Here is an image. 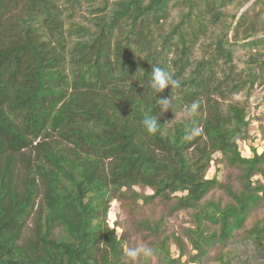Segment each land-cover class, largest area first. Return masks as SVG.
<instances>
[{
  "label": "trees",
  "instance_id": "obj_1",
  "mask_svg": "<svg viewBox=\"0 0 264 264\" xmlns=\"http://www.w3.org/2000/svg\"><path fill=\"white\" fill-rule=\"evenodd\" d=\"M251 1L0 0V264H264Z\"/></svg>",
  "mask_w": 264,
  "mask_h": 264
},
{
  "label": "clouds",
  "instance_id": "obj_2",
  "mask_svg": "<svg viewBox=\"0 0 264 264\" xmlns=\"http://www.w3.org/2000/svg\"><path fill=\"white\" fill-rule=\"evenodd\" d=\"M149 78H150L149 83L152 90L159 94L162 93L166 88H170L172 90L173 88H179L181 86L179 80L174 79L170 73H168L165 69L159 66L153 65L152 72ZM157 102L160 105L159 109L161 113L170 111L171 97L157 98ZM197 108H198V103L196 101H193L188 107V112L195 113ZM141 124L144 130L146 131V133L149 135H155L160 128V124L158 123V119L155 115L145 116L141 121ZM151 255H153V250L146 245H137L136 247H129L126 250V256L133 262V264H135V262L141 256H151Z\"/></svg>",
  "mask_w": 264,
  "mask_h": 264
},
{
  "label": "rangeland",
  "instance_id": "obj_3",
  "mask_svg": "<svg viewBox=\"0 0 264 264\" xmlns=\"http://www.w3.org/2000/svg\"><path fill=\"white\" fill-rule=\"evenodd\" d=\"M254 1V0H253ZM251 1L249 4H247L245 7H248L253 2ZM240 13V12H239ZM243 65H238V68H241ZM245 94L241 93L240 95L236 96L233 100L235 102H239L241 104H250V106L254 109V115L255 116H262L261 125L264 126V82L263 83H257L253 86L250 96L248 99V102L245 101ZM258 123H254L250 127V133L254 134L257 130ZM256 140V144L258 147H260V150L264 147V136L258 135ZM241 153L243 156H248L249 153L246 149L243 147L241 148ZM214 173V168L212 167L210 171L208 172V177H211ZM119 208L118 204L114 203L111 207V210L109 212L108 218L113 220L114 217H116L119 214ZM174 251V250H173Z\"/></svg>",
  "mask_w": 264,
  "mask_h": 264
},
{
  "label": "water",
  "instance_id": "obj_4",
  "mask_svg": "<svg viewBox=\"0 0 264 264\" xmlns=\"http://www.w3.org/2000/svg\"><path fill=\"white\" fill-rule=\"evenodd\" d=\"M247 7H244L242 10H241V12L243 11V10H245Z\"/></svg>",
  "mask_w": 264,
  "mask_h": 264
}]
</instances>
